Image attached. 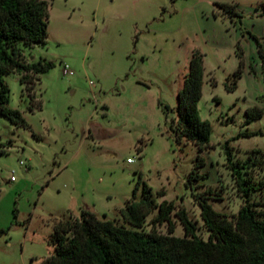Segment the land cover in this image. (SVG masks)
<instances>
[{
  "label": "rangeland",
  "instance_id": "374dc122",
  "mask_svg": "<svg viewBox=\"0 0 264 264\" xmlns=\"http://www.w3.org/2000/svg\"><path fill=\"white\" fill-rule=\"evenodd\" d=\"M47 1L46 44L19 41L26 62L55 63L33 85V107L42 108H31L18 73L4 75L9 106L21 110L30 127L0 113V229H6L0 264H40L54 253V225L79 217L82 209L122 222L120 209L140 178L156 195L165 193L157 195L159 202L184 206L197 233L208 239L194 194L208 197L230 219L246 199L226 159L227 140L233 160L245 166L249 198L264 210V116L245 126L249 107L264 109V78L259 69L257 76L244 72L235 91L225 87L238 67V40L254 64L249 32L264 33V18L255 12L264 0ZM216 1L236 3L242 20L235 16L233 23ZM194 48L205 53L206 67L198 107L213 128L203 150L177 129L178 94ZM175 211L174 234L184 236ZM156 214L142 229H151ZM157 227L168 232L166 223Z\"/></svg>",
  "mask_w": 264,
  "mask_h": 264
},
{
  "label": "trees",
  "instance_id": "16d2710c",
  "mask_svg": "<svg viewBox=\"0 0 264 264\" xmlns=\"http://www.w3.org/2000/svg\"><path fill=\"white\" fill-rule=\"evenodd\" d=\"M214 4L223 14L242 20L236 3L216 1ZM256 9L260 10V15H264V1ZM49 23L47 0H0V113L17 126L28 128L30 124L21 110L9 106L10 87L4 75L11 72L20 75V82L25 84L32 108L36 95L32 91L33 85L37 80L41 81V74L53 68L55 63L45 59L26 62L19 41L29 46L46 44ZM249 34L257 43L264 71L262 38L251 32ZM236 52L240 59L239 67L227 77L225 83L230 92L236 90L245 68L244 49L240 41ZM29 73L36 77L28 79ZM204 74V53L200 49H194L188 75L178 94L177 129L180 136L195 142L200 150L209 146L213 130L211 122L201 117L198 107L203 94ZM29 82L33 84H26ZM34 108L41 109L42 103L33 107V110ZM245 113L246 122L249 123L262 117L264 109L255 106L248 108ZM225 153L232 175L246 199L237 216L230 219L216 210L208 197L194 194L209 231L208 239L197 233L198 227L184 206L176 210V204L172 200L163 199L159 202L157 195L164 196L165 193L160 191L156 195L152 187L140 178L134 194L120 209L122 222L100 218L95 212L82 209L79 217L73 220L63 219L54 225L50 238L55 247L54 253L40 264H264V210L258 209L257 203L249 198L250 181L244 177V164L238 165L233 160L230 140L225 142ZM197 160L200 167L204 165L203 157L198 155ZM247 160L248 163L249 159ZM140 185L142 196L136 200L135 193ZM154 210H157V214L151 220V229L146 231L142 227ZM174 211L184 227V236L174 234ZM163 223L167 225V233L157 227ZM5 232L6 229H0V234Z\"/></svg>",
  "mask_w": 264,
  "mask_h": 264
},
{
  "label": "crops",
  "instance_id": "0c3cea01",
  "mask_svg": "<svg viewBox=\"0 0 264 264\" xmlns=\"http://www.w3.org/2000/svg\"><path fill=\"white\" fill-rule=\"evenodd\" d=\"M255 12H256V17L257 18H264V15H260V10L259 9H256L255 10ZM231 21L233 22V23H235L234 22V19H231ZM251 36V35H250ZM252 37V36H251ZM259 37H261L262 38V43H263V45H264V33L261 35V36H259ZM253 38V37H252ZM254 39V38H253ZM238 41H240V40H238ZM238 41H237V43H238ZM254 41H255V39H254ZM255 44H256V52H255V61H254V64L253 63H251V62H249V61H247L246 60V57H245V68H244V72H248L249 74H253V75H255V76H257L258 75V70L257 69H259V72H261L260 74H261V76H263V78H264V71H263V67H262V61H261V59H260V57H259V54H258V46H257V43H256V41H255ZM194 49H198V48H194ZM193 49V50H194ZM192 50V51H193ZM236 50H237V44H236ZM236 50H235V55H236V57H237V63H238V67H239V63H240V59H239V57H238V55H237V52H236ZM192 55V54H191ZM244 55H245V53H244ZM190 62V61H189ZM204 67H205V53H204ZM238 67H237V69H238ZM252 68H253V71H252ZM236 69V70H237ZM205 70H206V67H205ZM235 70V71H236ZM234 71V72H235ZM234 72H232V73H230L229 75H231V74H233ZM243 72V73H244ZM228 75V76H229ZM243 75V74H242ZM227 76V77H228ZM204 77H205V74H204ZM241 79V78H240ZM239 79V80H240ZM185 80V79H184ZM239 82V81H238ZM204 84V83H203ZM238 87V86H237ZM237 89V88H236ZM230 92V91H229ZM233 92V91H232ZM250 108V107H249ZM263 116H264V114H263ZM262 116V117H263ZM262 117H260V118H258V119H256V120H259V119H261ZM256 120H252V121H250L249 123H247L246 122V119H245V126L246 125H250L253 121H256ZM247 130V129H246ZM246 130H245V132H246ZM259 131L260 132H262L261 131V129H259ZM242 132V131H241ZM258 134H260V133H258ZM257 133H255V134H252V135H258ZM251 135V136H252ZM243 136H245V135H243ZM90 210V209H89ZM90 211H92V210H90ZM92 212H95V211H92ZM96 213V212H95Z\"/></svg>",
  "mask_w": 264,
  "mask_h": 264
},
{
  "label": "built area",
  "instance_id": "2783aa9c",
  "mask_svg": "<svg viewBox=\"0 0 264 264\" xmlns=\"http://www.w3.org/2000/svg\"><path fill=\"white\" fill-rule=\"evenodd\" d=\"M128 162H134V158H128ZM14 178H15V176L13 175L12 179H14Z\"/></svg>",
  "mask_w": 264,
  "mask_h": 264
}]
</instances>
